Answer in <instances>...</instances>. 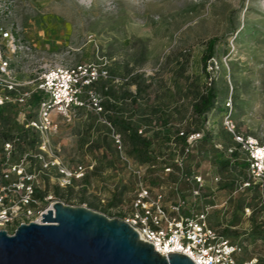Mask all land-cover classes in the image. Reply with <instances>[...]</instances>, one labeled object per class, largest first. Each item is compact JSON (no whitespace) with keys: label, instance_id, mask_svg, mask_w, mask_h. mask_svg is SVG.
Returning <instances> with one entry per match:
<instances>
[{"label":"rangeland","instance_id":"rangeland-1","mask_svg":"<svg viewBox=\"0 0 264 264\" xmlns=\"http://www.w3.org/2000/svg\"><path fill=\"white\" fill-rule=\"evenodd\" d=\"M1 1L11 2V21L41 51L65 54L72 64H101L104 57L118 80L93 86L104 114L79 111L71 122L60 121L49 136V148L41 153L45 162L56 159L69 169L82 164L85 174L62 188L58 168L36 162L42 196L122 220L131 212L133 171L141 168L152 190L162 188L168 201L184 199L197 211L206 208L212 227L250 247L245 256H264V187L250 178V154L238 149L231 131L264 145V0ZM212 40L213 56L205 63ZM136 82L140 96L135 95ZM208 88L216 99L199 116L193 105ZM34 119L33 114L22 117L16 109L5 110L0 164L2 144L15 134L22 135V144L11 162L40 154L30 144L40 138L31 130L22 133ZM116 120L150 140L147 155L133 152L127 131ZM180 132L202 136L187 156ZM231 148L237 151L230 153ZM182 157L179 166L175 161ZM190 176L203 182L195 198ZM248 207L253 211L249 218Z\"/></svg>","mask_w":264,"mask_h":264},{"label":"built area","instance_id":"built-area-1","mask_svg":"<svg viewBox=\"0 0 264 264\" xmlns=\"http://www.w3.org/2000/svg\"><path fill=\"white\" fill-rule=\"evenodd\" d=\"M11 17V2L0 0V118L10 108L18 110L22 117L33 114L35 119L25 124L22 133L31 130L40 138L38 142H30L40 154L27 153L13 163L11 155L22 144L20 134L2 144L0 230L8 234H13L20 224L39 223L41 214L51 209L54 202H60L50 195L37 196L36 162L46 168L57 167V180L62 188L70 187L74 180L84 176L82 164L69 169L56 159L45 162L41 153L49 148V136L56 133L60 121L71 122L79 111L104 114L103 100L97 98L93 86L97 82L118 81L108 71L104 57L100 59L101 64L84 61L72 64L65 54L41 51L22 36ZM231 131L238 149L250 154V178L264 187V145L235 133L233 129ZM178 134L185 138L183 156H187L193 144L202 138L196 132ZM113 138L116 144H120L119 134ZM235 151L237 148L229 149L230 153ZM182 161L183 157L177 158L175 163L181 166ZM166 172L170 169L167 168ZM133 174L136 185L131 212L122 220L137 232L141 240L152 244L161 256L179 253L194 264H261L264 257H244L245 250L250 248L246 243L233 242L208 223L206 208L197 211L184 199L168 201L162 188L154 191L144 183L141 168L135 169ZM190 178L195 183L191 190L195 198L200 194L203 182L199 176ZM190 178L186 180L190 181ZM245 186L249 187L251 183L247 182ZM252 214L250 207L245 208L247 218Z\"/></svg>","mask_w":264,"mask_h":264},{"label":"water","instance_id":"water-1","mask_svg":"<svg viewBox=\"0 0 264 264\" xmlns=\"http://www.w3.org/2000/svg\"><path fill=\"white\" fill-rule=\"evenodd\" d=\"M0 264L194 263L179 253L161 256L123 220L54 202L39 223L0 230Z\"/></svg>","mask_w":264,"mask_h":264},{"label":"trees","instance_id":"trees-1","mask_svg":"<svg viewBox=\"0 0 264 264\" xmlns=\"http://www.w3.org/2000/svg\"><path fill=\"white\" fill-rule=\"evenodd\" d=\"M213 47H214V40H212L208 43V47H207V50H206V53L204 56V60H203L205 63L212 58ZM139 84H140L139 82H136V85H137L136 92H135L136 96H140L141 92H142ZM215 99H216V93L211 88H208L206 90L205 95L200 96L199 102L195 103L193 105L194 112L199 116L205 114L206 112H208L213 107ZM161 116H162V113H159V117H161ZM162 120H163V122H162L163 125H166L167 122L165 121V119H163V116H162ZM115 125L119 126L120 128H123L124 130L127 131L128 136L130 138V141L134 145L132 150L135 154L143 153V154L147 155V149L151 144L149 139L141 138L137 134V132L133 128H131L129 126V124H127L125 121L116 120ZM182 139H183V142L185 143V138L182 137ZM7 140H5V141H7ZM57 192H58V189H56V193ZM36 194L38 197L42 196V193L39 190H36ZM224 235L226 237H228L229 232L225 231Z\"/></svg>","mask_w":264,"mask_h":264},{"label":"crops","instance_id":"crops-1","mask_svg":"<svg viewBox=\"0 0 264 264\" xmlns=\"http://www.w3.org/2000/svg\"><path fill=\"white\" fill-rule=\"evenodd\" d=\"M260 241H262V240H260ZM258 245H259V241H258ZM261 256V255H260ZM245 258H249V257H247V256H244ZM261 257H264V256H261ZM261 264H264V259H262L261 260Z\"/></svg>","mask_w":264,"mask_h":264}]
</instances>
